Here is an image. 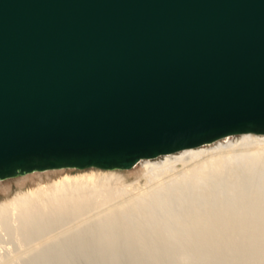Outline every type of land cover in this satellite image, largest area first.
<instances>
[{"label":"water","instance_id":"water-1","mask_svg":"<svg viewBox=\"0 0 264 264\" xmlns=\"http://www.w3.org/2000/svg\"><path fill=\"white\" fill-rule=\"evenodd\" d=\"M243 133L264 134V0H0V178Z\"/></svg>","mask_w":264,"mask_h":264},{"label":"bare ground","instance_id":"bare-ground-1","mask_svg":"<svg viewBox=\"0 0 264 264\" xmlns=\"http://www.w3.org/2000/svg\"><path fill=\"white\" fill-rule=\"evenodd\" d=\"M59 172L14 181L0 198V237H10L30 264H141L146 252L176 255L182 264H222L216 252H232L264 264V134L141 159L129 174ZM23 180H30L24 188Z\"/></svg>","mask_w":264,"mask_h":264},{"label":"rangeland","instance_id":"rangeland-1","mask_svg":"<svg viewBox=\"0 0 264 264\" xmlns=\"http://www.w3.org/2000/svg\"><path fill=\"white\" fill-rule=\"evenodd\" d=\"M97 168V167H95ZM134 166L128 169H104L106 171L109 172H114V171H119L125 174H129L132 170H133ZM66 169H73V168H56V169H47V170H43V171H33V172H28L25 174H19L13 177H8L5 179H0V185L4 184L5 186H0V198L4 197V193H8L10 190L13 191L16 187L12 186L15 185L13 182L14 181H19L21 179H24L26 177H32L34 175H37L38 173H44V174H49V173H55L58 174L59 171H61V173L63 171H65ZM74 169H80V168H74ZM98 169H103V168H98ZM54 170V171H53ZM51 171V172H50ZM57 172V173H56ZM60 173V172H59ZM129 176V177H128ZM127 179H132L133 176L132 175H128ZM34 178V177H33ZM31 181L33 180L32 178H30ZM30 182V180L28 181ZM26 180H23L21 183L19 182L20 186L19 187H26L25 185L28 183ZM239 184L238 180H235L233 182V185L231 186H224L225 190L229 187H234L238 186L236 184ZM256 183V179L253 180H248V182L245 184L246 186V190L253 189L254 184ZM212 192L216 193L218 192V189L216 188L215 190H213ZM264 196H262L263 198ZM261 198V197H260ZM261 198V199H262ZM223 245L221 247H219V251H223V252H227L228 247ZM225 248V249H224ZM21 248L18 247L16 244H14V242H12L11 238L8 237L7 235L5 236H1L0 237V264H30V260L28 259V256L23 254L20 250ZM216 253H221L222 255H224L221 263L222 264H250L248 261H241V258L238 254L235 253H222V252H216ZM215 253V254H216ZM150 254V255H149ZM214 254V255H215ZM213 254L211 255L214 256ZM149 256V258H147ZM159 257V258H157ZM26 258V259H25ZM156 261H154V259ZM234 258V259H233ZM161 259V261H159ZM164 259V260H163ZM226 259H228L227 261H225ZM232 259V260H231ZM29 260V261H28ZM145 260V261H144ZM148 260V261H146ZM10 261V262H9ZM140 263L142 264H182V261L176 257V255H166V254H162V255H156V257H152V254L150 252H146L145 254H143L142 256H140ZM144 261V262H143ZM153 261V262H152ZM210 263H212V258L208 260ZM232 262V263H231ZM237 262V263H236ZM32 264V263H31ZM183 264H193V263H183Z\"/></svg>","mask_w":264,"mask_h":264}]
</instances>
